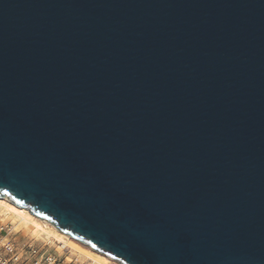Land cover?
<instances>
[{
  "label": "water",
  "instance_id": "obj_1",
  "mask_svg": "<svg viewBox=\"0 0 264 264\" xmlns=\"http://www.w3.org/2000/svg\"><path fill=\"white\" fill-rule=\"evenodd\" d=\"M0 196L121 264H264V0H0Z\"/></svg>",
  "mask_w": 264,
  "mask_h": 264
},
{
  "label": "bare ground",
  "instance_id": "obj_2",
  "mask_svg": "<svg viewBox=\"0 0 264 264\" xmlns=\"http://www.w3.org/2000/svg\"><path fill=\"white\" fill-rule=\"evenodd\" d=\"M0 213H2L3 216L8 215L14 225H21L32 235L44 237L49 240V242L51 240L56 241L59 244L58 248H66L70 250L73 249V247H76V249L78 248L77 251H79L80 248V250H83L87 256H90V259H92V261L96 264H106L111 263V261L114 262V264H121L117 260L111 258L110 256L104 253L96 251L90 246L88 247H90L91 250H94L96 252L92 253L88 249H82L77 243L79 241L72 238L69 234L58 229L49 220L32 214L27 208L15 204L7 196H0ZM2 215H0L1 220L7 218H2Z\"/></svg>",
  "mask_w": 264,
  "mask_h": 264
},
{
  "label": "built area",
  "instance_id": "obj_3",
  "mask_svg": "<svg viewBox=\"0 0 264 264\" xmlns=\"http://www.w3.org/2000/svg\"><path fill=\"white\" fill-rule=\"evenodd\" d=\"M15 234L13 224L0 219V264H59L32 242L19 243Z\"/></svg>",
  "mask_w": 264,
  "mask_h": 264
},
{
  "label": "rangeland",
  "instance_id": "obj_4",
  "mask_svg": "<svg viewBox=\"0 0 264 264\" xmlns=\"http://www.w3.org/2000/svg\"><path fill=\"white\" fill-rule=\"evenodd\" d=\"M0 215H2V213H0ZM7 217V218H6ZM2 218H6L3 221L4 222H11L10 217L7 216H3ZM12 223V222H11ZM13 224V223H12ZM14 229H15V237L16 240L19 243H25V242H32L33 244H35L38 249L41 252H45V254H50L52 256H55L58 259V263L59 264H92V259H90V256H87L83 250L79 251L78 248L76 249V247H73V249H66V248H58V243L56 241H50L47 240L44 237H40V236H35L32 235L28 230H25L24 227H22L21 225H14ZM80 247L82 249H88L90 250L92 253L96 252L94 250H91L90 247L82 244L81 242H77ZM86 256V257H85ZM88 258V259H87ZM93 264H96L95 262H93ZM106 264H114V262L111 261V263H106Z\"/></svg>",
  "mask_w": 264,
  "mask_h": 264
}]
</instances>
